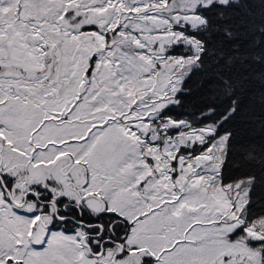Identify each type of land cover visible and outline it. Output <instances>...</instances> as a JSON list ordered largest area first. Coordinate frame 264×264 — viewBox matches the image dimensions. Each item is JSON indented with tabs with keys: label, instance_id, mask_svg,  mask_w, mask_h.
<instances>
[{
	"label": "rangeland",
	"instance_id": "374dc122",
	"mask_svg": "<svg viewBox=\"0 0 264 264\" xmlns=\"http://www.w3.org/2000/svg\"><path fill=\"white\" fill-rule=\"evenodd\" d=\"M24 4L21 15L30 23L11 40L0 34V174L15 176L10 192L24 204L13 206L0 187V264H142L143 258V264H212L220 221L235 216L219 184L198 173L204 158L186 160L179 155L183 140L162 135L167 125L153 122L163 107L156 45L166 38L158 30L167 21L151 13L161 6L151 0ZM61 154L79 163L67 177L58 169L65 161L51 165ZM151 159L160 165L156 177ZM31 183L69 197L74 188L100 194L109 211L131 222L126 254L112 262L118 250L109 247L96 259L77 231L43 228L39 208L22 202Z\"/></svg>",
	"mask_w": 264,
	"mask_h": 264
},
{
	"label": "snow or ice",
	"instance_id": "6c2138e0",
	"mask_svg": "<svg viewBox=\"0 0 264 264\" xmlns=\"http://www.w3.org/2000/svg\"><path fill=\"white\" fill-rule=\"evenodd\" d=\"M151 3L167 21L156 45L163 107L153 122L183 140L186 160L204 158L198 173L219 184L235 216L220 221L212 264H264V0ZM24 11V0H0V34L11 40L30 23Z\"/></svg>",
	"mask_w": 264,
	"mask_h": 264
},
{
	"label": "flooded vegetation",
	"instance_id": "af4514ba",
	"mask_svg": "<svg viewBox=\"0 0 264 264\" xmlns=\"http://www.w3.org/2000/svg\"><path fill=\"white\" fill-rule=\"evenodd\" d=\"M61 160L65 161V164L58 168L59 173L63 177H67L76 164L71 160L69 155L61 154L54 157L51 165L55 166ZM71 166L73 168L70 169ZM63 168L66 171H63ZM10 178L7 173L4 175L0 174V187L4 193L7 190L11 195V204L20 209L24 204L20 207L17 206L19 203L15 201L10 192L13 184L9 181ZM66 182L69 184V180ZM84 185L85 183L83 182L81 186ZM50 186L53 187V184L51 183ZM74 189L75 196L69 197L58 194V191L55 194H51L49 191L42 189L38 183H35L29 185L26 189H22V202L33 204L35 208H39L38 223L43 228L47 230H62L68 233L77 231L79 240H85L83 246L85 247L86 254L90 257L97 259L109 247L117 249L118 251H115L111 255V261L113 262L114 257L118 259L122 254L124 239L127 235L125 233L122 240L120 239L122 228L119 225L118 219H116L117 217H113L111 214L120 216L107 210L105 202L96 193L83 194L77 188ZM88 194H91L89 198L86 196ZM42 217L47 218L48 221H41Z\"/></svg>",
	"mask_w": 264,
	"mask_h": 264
},
{
	"label": "trees",
	"instance_id": "16d2710c",
	"mask_svg": "<svg viewBox=\"0 0 264 264\" xmlns=\"http://www.w3.org/2000/svg\"><path fill=\"white\" fill-rule=\"evenodd\" d=\"M92 58H90L89 59V66L92 64ZM171 165H174V162H172L171 163ZM175 174V172L174 171H172V175H174ZM10 182H12L13 184L16 182V178H15V176H12L11 178H10V180H9ZM30 184H28V186H29ZM31 185H33V183H31ZM88 198L91 196V194H88V195H86ZM93 196V195H92ZM113 217H117L116 219H118V221H119V225H120V227L122 228L121 229V231H122V235H121V240H122V238H123V236L125 235V233L127 232V230H128V227H129V223L128 222H126L124 219H121L120 217H118V216H116V215H114V214H111ZM119 242H121L120 240H119ZM125 253V250H123V252H122V255ZM141 263L143 264V263H146V262H144V258L141 260ZM148 263H149V261H148Z\"/></svg>",
	"mask_w": 264,
	"mask_h": 264
},
{
	"label": "crops",
	"instance_id": "0c3cea01",
	"mask_svg": "<svg viewBox=\"0 0 264 264\" xmlns=\"http://www.w3.org/2000/svg\"><path fill=\"white\" fill-rule=\"evenodd\" d=\"M78 162V161H77ZM112 183H115L114 181L112 182ZM114 187V186H113ZM115 188V187H114ZM91 193V192H90ZM98 196H100L102 199H103V201L105 202V200H104V198L100 195V194H98V193H96ZM106 204V203H105ZM106 208H107V210H108V207L106 206ZM113 212V211H112ZM114 213H116V211H114ZM117 215H119L118 213H116ZM120 216V215H119ZM122 217V216H121ZM123 218V217H122ZM129 222H130V220H129ZM128 236V233H127V235H126V237ZM126 239V238H125ZM124 244H125V240H124Z\"/></svg>",
	"mask_w": 264,
	"mask_h": 264
},
{
	"label": "water",
	"instance_id": "95a60500",
	"mask_svg": "<svg viewBox=\"0 0 264 264\" xmlns=\"http://www.w3.org/2000/svg\"><path fill=\"white\" fill-rule=\"evenodd\" d=\"M72 168V166L70 167V169ZM6 194H7V196H8V199H9V201H12V198H11V195L9 194V192L6 190ZM17 206H22V204H17Z\"/></svg>",
	"mask_w": 264,
	"mask_h": 264
},
{
	"label": "bare ground",
	"instance_id": "6f19581e",
	"mask_svg": "<svg viewBox=\"0 0 264 264\" xmlns=\"http://www.w3.org/2000/svg\"><path fill=\"white\" fill-rule=\"evenodd\" d=\"M98 36H99V35H98ZM99 42H100V44L102 43L100 39H99Z\"/></svg>",
	"mask_w": 264,
	"mask_h": 264
}]
</instances>
